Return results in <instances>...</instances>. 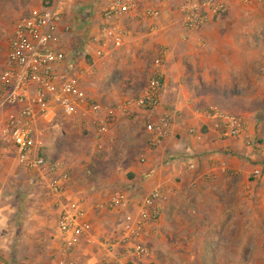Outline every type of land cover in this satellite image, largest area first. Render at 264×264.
<instances>
[{
	"label": "crops",
	"instance_id": "obj_1",
	"mask_svg": "<svg viewBox=\"0 0 264 264\" xmlns=\"http://www.w3.org/2000/svg\"><path fill=\"white\" fill-rule=\"evenodd\" d=\"M112 1H72L63 22L56 28L60 39L58 48L66 57L58 67L60 77L74 80L87 98L103 107H113L138 96L145 87L138 90L136 95H131L129 86H140L137 78L144 75V70L153 74L159 72L163 88L156 110L129 115L117 111L106 136L98 134L92 118L86 115L75 116L76 119L72 117L71 121L74 120L87 131L92 147L90 151L89 148L77 150L72 168L78 170V167L86 164L96 173L94 181L85 186L80 174H73L66 182L69 185V200L80 206L85 222L91 227L90 235L80 242L72 258L75 264H126L127 260L130 261L128 264H145L144 260L124 256L125 248L108 253L100 243L118 241L123 224L139 219L142 201L152 191L159 189L164 196L157 204L160 216L157 221L145 224L142 242L152 250L157 242L159 246H165L162 253L171 264V259L178 261L176 252L171 253V245L179 244L183 235L181 231H209L221 226L214 219L225 209L224 198L232 192L230 184L246 172L240 155L251 153L245 148L244 140L250 138L252 132L247 126L242 137L223 139L219 136L214 111L229 113L204 104L207 99L200 92L197 63L192 59V55L197 56L196 43L208 41L212 28L196 32L184 30L178 10L181 0H144V8L151 7L159 12L156 30L151 29V21L123 18L118 22V26L126 32L122 47H105L104 57H97L102 14ZM161 51L163 59L157 66L155 61ZM113 70L125 73L122 82L110 79ZM58 113L56 110L54 115L38 119L35 123V138L39 140L38 136H42L40 140L45 146H52L53 140L49 135L54 128H60L55 122ZM164 113L173 115L171 133L157 146H152L147 123ZM52 122L55 124L49 126ZM65 125L61 126L65 128L63 137L66 138L67 128L71 124ZM191 130H194V134L190 133ZM9 151L12 157H8L9 154L5 156L8 151L1 152L0 166L16 165L22 168L28 174L25 180L28 179L31 185L42 184L47 189L45 180L58 179L64 172L62 163L54 161L60 165V171L44 180L38 173L20 164L13 149ZM191 164L195 166L194 170L190 169ZM117 193L124 195L122 205L113 211L107 210L106 204ZM50 206L58 219V210L51 194ZM13 210V213L10 210L5 213L0 206V246L5 240V231L16 230V225L9 224L15 217L16 208ZM180 214L185 215L184 222H179ZM203 215L213 221L205 224L201 218ZM43 226L39 223L37 230L43 231ZM190 239L193 245H205V240L199 243L195 237ZM39 243L49 245L51 264H54L60 246L57 222L51 243L42 239Z\"/></svg>",
	"mask_w": 264,
	"mask_h": 264
},
{
	"label": "rangeland",
	"instance_id": "obj_2",
	"mask_svg": "<svg viewBox=\"0 0 264 264\" xmlns=\"http://www.w3.org/2000/svg\"><path fill=\"white\" fill-rule=\"evenodd\" d=\"M43 6L44 0H0V74L19 19ZM204 28H212L210 39L197 42V56L192 55L201 80L200 92L207 99L204 104L219 107L250 127L252 135L244 140V146L251 153L240 155L246 172L244 176L241 175L242 178L239 175L230 184V190L234 193L225 196V209L217 217L214 216L221 226L209 231H181L183 235L179 244L171 245V253L176 252L178 261L171 259V264H264V185L251 175L255 166V152L246 144L249 140L264 142V2L249 5L235 2L222 17L197 31ZM124 74L113 70L110 79L122 82L126 76ZM153 75L144 70V75L137 78L140 86H129L132 89L130 94L136 95L138 90H143ZM72 119L59 111L55 122L60 128H54L49 135L53 140L52 146L42 143L40 151L46 154L49 162L60 161L69 178L73 174H80L85 186L94 181V169L82 164L78 170H74L71 163L79 148H89L90 151L92 147L87 131ZM55 122L48 125L52 126ZM66 123L71 126L68 125L65 138V128L61 125L65 127ZM9 150L5 156L9 154L8 157H12ZM26 177V171L16 165L0 166V206L5 213L9 210L13 213V208H16L13 222L9 223L14 227L16 225V230L14 228L4 233L0 264L52 263L51 248L41 245L39 240L51 243L57 216L51 209L48 190L42 184L31 185L28 179L25 180ZM201 218L205 224L213 221L207 215ZM184 221L185 215L180 214L179 222ZM39 223L44 225L41 232L37 230ZM191 237H195L199 243L205 240V245L191 244ZM157 243L153 250L146 245L150 250L149 257L133 259L144 260L145 264H169L162 253L165 246ZM122 254L130 256L126 252ZM129 262L127 260L126 264Z\"/></svg>",
	"mask_w": 264,
	"mask_h": 264
},
{
	"label": "built area",
	"instance_id": "obj_3",
	"mask_svg": "<svg viewBox=\"0 0 264 264\" xmlns=\"http://www.w3.org/2000/svg\"><path fill=\"white\" fill-rule=\"evenodd\" d=\"M73 0H46L41 9L21 17L9 41L8 55L0 74V154L9 149L16 152L17 159L26 169L36 172L42 179L53 177L60 171V165L51 163L41 153L42 142L34 135L38 119H47L56 110L63 115L75 117L86 115L97 125L98 134L106 136L115 113L129 115L133 112L150 113L160 105L163 79L159 72L148 81L145 89L136 97L125 100L113 107L87 98L72 79H62L58 67L64 63L65 54L59 50L60 42L56 28L64 20L66 10ZM239 2L253 4L264 0H181L179 14L182 27L194 32L222 17L230 5ZM144 0H113L102 14L99 27V49L96 55L104 57V48H121L126 32L118 26L123 18L151 21V29L156 30L155 22L159 12L151 7H143ZM161 51L155 63L161 64ZM215 128L223 139L239 138L245 135L247 126L240 118L214 111ZM173 115L164 113L156 120H150L147 128L151 133L152 146H157L167 138L172 130ZM194 134V130L190 131ZM255 151V166L252 177L264 185V142L246 141ZM191 170L194 165L189 166ZM69 179L61 173L57 179L45 180L47 189L58 210L57 232L60 246L54 264H75L72 258L80 242L91 233L90 225L84 220V213L77 203L71 202L65 186ZM164 198L156 189L144 198L140 218L125 222L118 241L101 242L108 253L125 248L133 258H147L150 250L142 242L145 224L159 219L157 204ZM124 195L117 193L106 204L109 211L123 203Z\"/></svg>",
	"mask_w": 264,
	"mask_h": 264
},
{
	"label": "trees",
	"instance_id": "obj_4",
	"mask_svg": "<svg viewBox=\"0 0 264 264\" xmlns=\"http://www.w3.org/2000/svg\"><path fill=\"white\" fill-rule=\"evenodd\" d=\"M47 3H46V0H44V5H46ZM258 142H260V141H258ZM46 158H47V156H46V154H44V153H42Z\"/></svg>",
	"mask_w": 264,
	"mask_h": 264
}]
</instances>
